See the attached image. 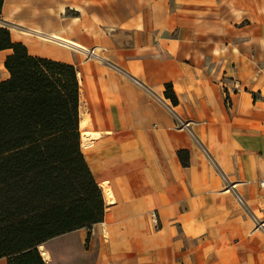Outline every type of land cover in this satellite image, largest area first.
Returning <instances> with one entry per match:
<instances>
[{"label": "crops", "instance_id": "obj_1", "mask_svg": "<svg viewBox=\"0 0 264 264\" xmlns=\"http://www.w3.org/2000/svg\"><path fill=\"white\" fill-rule=\"evenodd\" d=\"M0 27L74 65L93 133L102 220L40 244L45 264H264V0H3Z\"/></svg>", "mask_w": 264, "mask_h": 264}, {"label": "trees", "instance_id": "obj_2", "mask_svg": "<svg viewBox=\"0 0 264 264\" xmlns=\"http://www.w3.org/2000/svg\"><path fill=\"white\" fill-rule=\"evenodd\" d=\"M3 49L10 52L0 80V258L45 264L38 246L101 221L105 202L80 149L74 65L30 54L6 27ZM164 94L176 101L169 84Z\"/></svg>", "mask_w": 264, "mask_h": 264}, {"label": "bare ground", "instance_id": "obj_3", "mask_svg": "<svg viewBox=\"0 0 264 264\" xmlns=\"http://www.w3.org/2000/svg\"><path fill=\"white\" fill-rule=\"evenodd\" d=\"M31 32L34 33L35 35H37L42 40L53 42V43H56V44H59V45H64L65 47L67 46L68 48L69 47L70 48L71 47H76V45L73 44V42L71 43L69 40L61 38V37H59V36H57L55 34L54 35L53 34L45 35V34H42V33L38 32V31H31ZM78 127H79V132H80V147L83 148L82 151L85 152V149L90 144L89 138H91V136L93 135V133H91L88 130L90 127H89V124H88V118H87L86 114L81 115V117L79 118ZM104 189H105V191H104L105 195H109L108 188L105 187ZM41 254L46 257L45 252L42 251Z\"/></svg>", "mask_w": 264, "mask_h": 264}, {"label": "built area", "instance_id": "obj_4", "mask_svg": "<svg viewBox=\"0 0 264 264\" xmlns=\"http://www.w3.org/2000/svg\"><path fill=\"white\" fill-rule=\"evenodd\" d=\"M235 88H237V87L235 86ZM225 102L226 103L229 102L228 97L225 98ZM188 124H189L188 122L184 121L178 115L174 114V125L176 128H178V129L187 128ZM235 195H236V199H237L238 203L243 204L244 202H243L242 198L237 194H235ZM153 216H154V214H153Z\"/></svg>", "mask_w": 264, "mask_h": 264}, {"label": "rangeland", "instance_id": "obj_5", "mask_svg": "<svg viewBox=\"0 0 264 264\" xmlns=\"http://www.w3.org/2000/svg\"><path fill=\"white\" fill-rule=\"evenodd\" d=\"M20 34H22L23 36H29V37H31V38H33V39H35V40H37V41H42V42H44L45 40H42L41 38H39L37 35H35V34H33V33H31V34H23V32H20ZM46 43H53V42H49V41H45ZM54 44V43H53ZM80 149H81V147H80Z\"/></svg>", "mask_w": 264, "mask_h": 264}]
</instances>
